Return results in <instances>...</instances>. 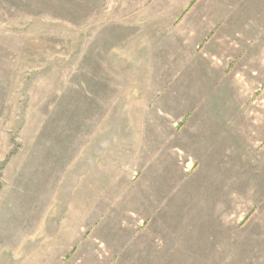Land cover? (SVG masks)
I'll list each match as a JSON object with an SVG mask.
<instances>
[{
  "label": "rangeland",
  "instance_id": "rangeland-1",
  "mask_svg": "<svg viewBox=\"0 0 264 264\" xmlns=\"http://www.w3.org/2000/svg\"><path fill=\"white\" fill-rule=\"evenodd\" d=\"M0 264H264V0H0Z\"/></svg>",
  "mask_w": 264,
  "mask_h": 264
}]
</instances>
